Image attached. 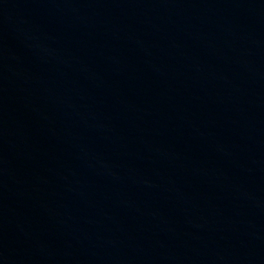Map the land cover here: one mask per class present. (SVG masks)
Masks as SVG:
<instances>
[{"label":"water","instance_id":"obj_1","mask_svg":"<svg viewBox=\"0 0 264 264\" xmlns=\"http://www.w3.org/2000/svg\"><path fill=\"white\" fill-rule=\"evenodd\" d=\"M0 264H264V0H0Z\"/></svg>","mask_w":264,"mask_h":264}]
</instances>
